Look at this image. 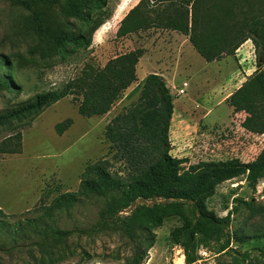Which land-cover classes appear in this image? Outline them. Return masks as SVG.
I'll list each match as a JSON object with an SVG mask.
<instances>
[{
	"label": "rangeland",
	"instance_id": "rangeland-1",
	"mask_svg": "<svg viewBox=\"0 0 264 264\" xmlns=\"http://www.w3.org/2000/svg\"><path fill=\"white\" fill-rule=\"evenodd\" d=\"M122 1L109 0L111 16L93 33L89 46L73 48L65 55H59L30 34L25 10L0 0V56L9 66L0 67V78L4 74L14 86L13 89L0 86V111L38 92L59 89L84 67L101 68L108 59L144 43L150 30L144 35H116L119 21L132 4L129 3L125 9L124 3L119 4ZM200 2L206 11H216V0ZM253 3L263 5L259 0H253ZM51 13L60 20H67L56 7ZM200 18L205 25L203 13ZM239 19L238 15L226 18L219 30L228 32L229 37L235 39ZM207 20L205 30L210 32L213 23L210 18ZM239 26L242 27L240 36H243L247 27L244 24ZM246 41L245 49L254 50L255 57L251 54L250 63H245L242 73H237V69L234 71L239 64L230 58L226 66H231V71L229 67H223L222 74L208 75L209 72L202 71V57L197 55L189 74L181 72L170 76L174 84L171 94L176 106L169 130L170 153L187 158L184 166L200 160L228 158L248 162L264 148V134L250 130L251 122L260 112L259 90L255 89L248 101L235 107L226 100L236 86L256 69L255 45L251 39ZM169 54L172 55L171 52ZM237 58L239 60L240 56ZM169 62L175 64L172 56ZM199 71L202 72L197 73ZM183 80L188 82V86L179 95L176 91L182 87ZM141 85L137 79L104 115H81L77 103L69 95L32 119H24L27 124L23 128L17 124L21 130V151L0 153V208L5 213L0 214V264H42L41 258L44 264H129L133 245L119 232L99 230L88 235L76 232L77 228H87L95 223L102 201L82 202L69 212L56 211L50 217L42 214L45 209L39 201L44 198L43 204L47 205L57 193L78 189L86 163L108 154L109 143L104 136L106 124L122 107L137 98ZM65 119H72L73 123L59 135L54 126ZM14 125L0 127V142L13 134ZM49 188L53 191L48 192ZM238 199L244 202L231 214L230 228H238L249 239L246 242L232 241L230 249L221 253L200 248V258L192 264H232V256L236 252L247 251L256 255L260 248H264V237H261L264 211L252 213L246 204L251 202L250 206L264 208V179H259L255 188L250 187L242 176L227 180L217 186L207 205L219 216H224L239 203ZM180 223L179 216H170L154 229L155 242L142 264H179L183 250L175 244L170 231ZM56 229L71 230V233L59 239L50 233ZM45 230H48V237H44ZM39 242L43 246L38 245Z\"/></svg>",
	"mask_w": 264,
	"mask_h": 264
},
{
	"label": "trees",
	"instance_id": "trees-1",
	"mask_svg": "<svg viewBox=\"0 0 264 264\" xmlns=\"http://www.w3.org/2000/svg\"><path fill=\"white\" fill-rule=\"evenodd\" d=\"M5 1L25 10L30 34L59 55H65L73 48L89 46L93 33L111 16L109 0ZM200 1L140 0L120 20L116 35L124 37L151 26L176 30L187 35L195 50L207 61L233 55L245 40L251 39L255 45L257 67L226 100L230 106H238L248 101L258 89L260 112L251 122L250 130L264 134V0H259L263 5H255L253 0H216V11L212 12L201 7ZM55 7L66 21L51 13ZM202 13L206 17L205 25L201 22ZM237 15L240 19L236 23L234 39L228 32L220 31L219 26L226 18ZM207 18L213 23L210 32L205 30ZM241 24L247 27L243 36H240ZM143 53L144 49L137 47L108 59L101 68L84 67L61 88L38 92L1 110L0 127L16 125L13 134L0 142V153H19L21 130L17 124L23 128L27 124L24 119H32L66 96H72L83 116L106 114L119 96L137 81L136 65ZM0 67H9L1 56ZM0 86L14 88L4 74ZM173 109V95L165 79L157 73H149L137 98L122 107L106 124L104 136L109 143L108 154L86 163L77 190L59 192L47 205L41 198L39 203L45 209L42 214L50 217L56 211L69 212L82 202L102 201L95 223L87 228H77L76 232L79 235L99 230L119 232L133 245L129 264L145 262L148 250L155 242L154 229L170 216H179L181 220L180 225L171 229L170 236L182 248L185 264L200 258V248L221 253L230 249L232 241L246 242L249 236L238 228H230L231 214L244 201L238 199L239 203L224 216L209 208L207 202L219 184L237 177H244L248 185L255 188L259 179H264V148L248 162L228 158L200 160L184 166L187 158L170 153ZM72 123V119H65L56 123L54 129L61 135ZM51 191L49 188L48 192ZM246 204L252 213L264 211V208L250 206L251 202ZM0 214L5 215L1 208ZM45 231L44 237H48V230ZM50 233L62 239L71 230L56 229ZM261 237H264V231ZM38 245L43 246V243ZM183 255L179 256V264H183ZM40 260L45 263L43 258ZM231 263L264 264V248L256 255L236 252Z\"/></svg>",
	"mask_w": 264,
	"mask_h": 264
},
{
	"label": "crops",
	"instance_id": "crops-1",
	"mask_svg": "<svg viewBox=\"0 0 264 264\" xmlns=\"http://www.w3.org/2000/svg\"><path fill=\"white\" fill-rule=\"evenodd\" d=\"M139 1L140 0H131L130 2L128 1L125 2L123 0L121 3H119V4L124 3L122 5L123 7H125V9L129 3H132L131 6H129V8L124 13L123 17ZM147 30L151 31L150 35L149 36L147 35L145 37V40L147 41L143 40L144 43L139 45L140 48L144 49V53L143 55H141L136 65L137 79L139 80L140 83L141 82L143 83L145 77L149 73H157L165 79L166 84L169 87L170 92H171L172 86H174L173 82L170 80L171 74H175L176 76L178 73H181V72H183L184 74H189V72L193 70V66H194L193 59L195 57H198L197 55H200V54L192 46V44L188 40L187 35L182 34L176 30L163 28V27H157V26H151L145 30H139L138 32L131 33V34L137 35L139 33L140 35H144ZM247 43L248 41L243 42L235 50V54H233V57L232 55H223L220 59H214L211 61H207L200 55V57H202V59L204 60V61L200 60L202 62V65H201L202 71L209 72L208 75H213L215 73L222 74L223 67H229L231 71L233 68L231 66H226V65L229 59L233 58L236 62L238 61V64L240 65V66L237 65V67L234 68V71L237 69V73H242V71L245 69L244 67L245 63L246 62L250 63L251 54H253V57H255V53H252L254 50L245 49V45ZM170 52L172 53L171 56L173 57L175 64L169 62L171 58L169 54ZM238 56H240L239 60H237ZM256 67L257 66L255 64V68ZM140 71H141V74L139 76ZM202 71H199L197 73H201ZM230 71L228 73H230ZM208 75H205V76H208ZM182 82H187V81L183 80ZM241 83L242 82H240L236 86V88H238L241 85ZM175 109H176V106L174 105L173 113Z\"/></svg>",
	"mask_w": 264,
	"mask_h": 264
},
{
	"label": "built area",
	"instance_id": "built-area-1",
	"mask_svg": "<svg viewBox=\"0 0 264 264\" xmlns=\"http://www.w3.org/2000/svg\"><path fill=\"white\" fill-rule=\"evenodd\" d=\"M188 83L187 82H182V87L177 89L176 93L177 94H183L185 92V88L187 87Z\"/></svg>",
	"mask_w": 264,
	"mask_h": 264
}]
</instances>
